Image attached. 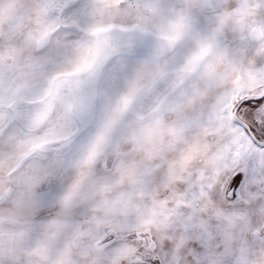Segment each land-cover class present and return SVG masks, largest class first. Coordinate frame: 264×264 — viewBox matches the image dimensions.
Here are the masks:
<instances>
[{"label":"snow or ice","instance_id":"snow-or-ice-1","mask_svg":"<svg viewBox=\"0 0 264 264\" xmlns=\"http://www.w3.org/2000/svg\"><path fill=\"white\" fill-rule=\"evenodd\" d=\"M0 264H264V0H0Z\"/></svg>","mask_w":264,"mask_h":264}]
</instances>
